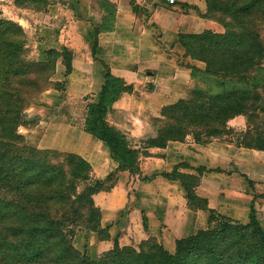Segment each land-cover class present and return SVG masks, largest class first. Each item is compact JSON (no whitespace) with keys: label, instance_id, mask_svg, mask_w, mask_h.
Returning <instances> with one entry per match:
<instances>
[{"label":"crops","instance_id":"0c3cea01","mask_svg":"<svg viewBox=\"0 0 264 264\" xmlns=\"http://www.w3.org/2000/svg\"><path fill=\"white\" fill-rule=\"evenodd\" d=\"M207 11V0H0V19L23 28L34 42V56L44 60L52 49L70 53L71 70L67 73L60 57L52 78L63 89L42 92L26 110L33 123L20 127L30 146L84 158L94 178L117 173L111 190L93 196L109 242L132 246L153 238L174 251L177 240L205 229L213 215L248 222L254 203L264 200V148L243 144L255 141L264 127L255 130L243 114L230 118L226 130L207 142L189 134L149 147L139 174H133L119 169L104 141L61 110L52 111L64 99L98 103L107 73L132 89L113 101L106 116L124 135L137 121L162 117L164 107L187 99L193 90H250L245 80L208 72L206 62L187 54L181 43L182 35L224 31ZM258 71L252 80L264 91V62ZM121 113L132 117L131 125L109 122L108 116ZM258 114L264 123V111ZM174 172L178 175L169 176ZM182 177L206 207L190 203Z\"/></svg>","mask_w":264,"mask_h":264},{"label":"trees","instance_id":"16d2710c","mask_svg":"<svg viewBox=\"0 0 264 264\" xmlns=\"http://www.w3.org/2000/svg\"><path fill=\"white\" fill-rule=\"evenodd\" d=\"M263 2L234 0L221 10L225 13L236 6L232 18H239V30H230V22L224 25L225 33L207 30L180 37L187 54L205 61L208 72L245 80L251 89L224 93L191 91L187 99L164 107L162 117L152 119L157 121L156 136L144 146H131L126 135L108 123L106 116L113 101L132 89L106 74L99 102L88 106L92 117L84 129L107 144L120 170L139 174L141 157L149 154V147H164L168 141L184 140L189 134L199 142H207L221 135L227 121L239 114L247 116L255 130L264 127L258 114L259 110L264 111V91L257 89L259 81L252 80L264 62V38L255 23L249 24L255 12L253 6L262 10ZM208 6L207 16L218 21L209 14ZM20 32H24L20 25L0 19V264H107L109 260L90 261L79 255L67 239L73 233L68 226L84 227L108 239V228L101 226V211L93 196L111 190L119 176L111 173L105 179L92 178L91 165L81 156L27 145L24 135L18 133L25 111L42 92L51 86L63 89V83L52 80L58 58H62L67 73L71 70V57L66 50H49L44 60L26 59L25 40L17 38ZM221 42L225 45H219L220 56L206 53L213 44ZM259 133L255 141L249 138L243 144L264 148V129ZM176 175L174 172L169 176ZM182 180L190 203L206 207L183 177ZM213 217L217 216L211 220ZM207 235V231L199 230L177 240L174 252L150 238L140 243L141 251L116 247L106 257L120 259L121 264H196ZM258 250L264 253V244Z\"/></svg>","mask_w":264,"mask_h":264},{"label":"rangeland","instance_id":"374dc122","mask_svg":"<svg viewBox=\"0 0 264 264\" xmlns=\"http://www.w3.org/2000/svg\"><path fill=\"white\" fill-rule=\"evenodd\" d=\"M233 1L234 0H208V5L210 4L211 6V11L209 14L213 18L218 19V22L223 26L224 31L222 33H225V31H227V27H225V24L230 22V30H239V26L236 23L239 18L237 20H234L232 18V11H234V8L236 6L231 8V10L227 9L225 13L221 11L226 6L230 5V3H232ZM243 1L247 0H242V3ZM256 8L257 6L254 5L252 11L255 10V12L253 13L257 15L259 14L260 17L252 13L251 17L249 18V24L253 25V23H255V28L260 31V35L262 36V38H264V15H261V12H264V2L262 10H260V8ZM253 18H255V22H253ZM203 33L204 32L198 34ZM14 37L16 38L17 35ZM17 38L23 41L25 40V49H27L25 53L26 59L41 60V57L39 58L33 55L34 42L30 40L29 36L26 33L20 32ZM219 45H225V43L221 42L217 45L213 44L212 49H210L206 53L208 55H210L211 53L215 54L217 57L220 56L219 49L221 48L219 47ZM213 60L216 61V59ZM182 61L184 64L187 63L188 65H190L189 62H186V59H183ZM258 70L257 73L259 72ZM257 73L254 75H257ZM89 105L90 102L86 98L71 99L67 101H65L64 99V101L59 104L57 108H52V111L61 110L62 112L67 114L69 120L73 124L84 128V126L87 124V120L92 117L91 115H89ZM23 118L24 124L21 126L28 127L29 124L33 123L31 122V120H29L32 118L28 117L26 111ZM129 118L132 119V117L127 118V115L122 113L117 115L113 114L110 117L108 116L109 122L113 125H115L116 120H121L131 125L132 121ZM156 123L157 121H152L151 119L145 121H137V126L134 131L124 130L123 133H127L126 137L129 144L133 147L137 145L136 148H138L147 144L148 139L153 135V129L155 127L154 124ZM23 131L24 130L22 129V127L18 128V133L23 135ZM192 136L194 137L193 134ZM26 144L29 145L27 142ZM92 178L94 177L92 176ZM68 230L73 231V233L68 232L69 234L67 235V239L70 244L74 247L79 255L86 257L87 260L90 261L103 259L107 261L109 260L107 264H121L122 260L113 257H106L107 254L116 247L119 249L130 247L141 251V244L139 243L132 246H121L117 240H115L114 243L107 241L109 240L110 235L108 239H103L99 237V234L97 232L88 230L84 227H73L70 225L68 226ZM202 230L207 231L208 235L207 239H205V247L197 253L199 259L196 264H215L214 262L217 259L218 264H264V253L258 250V248L262 247L264 244V200H257L254 203L252 216L248 222H238L221 217H213L209 225ZM130 239L135 241V238ZM146 250L147 249H142V251L144 252ZM213 252L215 254H213Z\"/></svg>","mask_w":264,"mask_h":264},{"label":"built area","instance_id":"2783aa9c","mask_svg":"<svg viewBox=\"0 0 264 264\" xmlns=\"http://www.w3.org/2000/svg\"><path fill=\"white\" fill-rule=\"evenodd\" d=\"M171 3L174 2V0H169Z\"/></svg>","mask_w":264,"mask_h":264}]
</instances>
